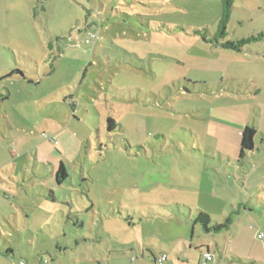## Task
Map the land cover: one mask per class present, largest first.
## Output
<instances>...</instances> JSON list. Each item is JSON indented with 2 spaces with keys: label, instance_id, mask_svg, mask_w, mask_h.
Masks as SVG:
<instances>
[{
  "label": "rangeland",
  "instance_id": "obj_1",
  "mask_svg": "<svg viewBox=\"0 0 264 264\" xmlns=\"http://www.w3.org/2000/svg\"><path fill=\"white\" fill-rule=\"evenodd\" d=\"M233 3L225 40L263 35L242 53L209 42L222 0H0V264L264 248V0Z\"/></svg>",
  "mask_w": 264,
  "mask_h": 264
},
{
  "label": "trees",
  "instance_id": "obj_2",
  "mask_svg": "<svg viewBox=\"0 0 264 264\" xmlns=\"http://www.w3.org/2000/svg\"><path fill=\"white\" fill-rule=\"evenodd\" d=\"M233 0H222V14L221 19L218 27V33L215 36L214 39L209 40L210 43L221 47L224 50L234 51L237 53H242L245 50V47L249 44H251L253 41H259L263 38V35H259L258 38H249V39H243L240 41H227L225 40L226 34H227V27L228 23L231 18V14L233 11ZM93 27V26H92ZM91 28V26H89ZM92 32H89L88 36L84 40V43L86 45H91L96 43L99 40V32L100 28L97 25H94L92 28ZM92 34H97V39L91 40L90 43H86V41L91 37ZM198 34V33H197ZM224 40V41H222ZM50 49L52 46H49ZM19 74L22 75L21 71H18ZM23 76V75H22ZM24 77V76H23ZM109 123V131H114L116 124L113 119L108 120ZM257 136V130L254 127L247 126L242 132H241V150H240V159L245 158L247 153H252L255 151V138ZM69 178V175L67 171L65 170V167L63 164H61L60 168L58 169L56 173V180L58 185H62L67 179ZM182 206H180L181 208ZM186 209L190 210V207L184 205ZM232 223V219L229 218L226 220L225 224L219 225L214 224L211 219V215L203 210H198V214L196 218L193 220V224L195 226L200 225V227L203 229L205 233L208 235L211 234H219L224 231L230 230V224ZM264 231V230H259ZM258 231V232H259ZM202 250L204 255H211L210 251L207 249V247H200L198 248ZM159 259V258H158ZM50 263V262H49Z\"/></svg>",
  "mask_w": 264,
  "mask_h": 264
},
{
  "label": "crops",
  "instance_id": "obj_3",
  "mask_svg": "<svg viewBox=\"0 0 264 264\" xmlns=\"http://www.w3.org/2000/svg\"><path fill=\"white\" fill-rule=\"evenodd\" d=\"M66 170V168H65ZM67 171V170H66ZM56 174V173H55ZM56 177V175H55ZM57 182V180H56ZM58 184V183H57ZM200 210V209H199ZM248 210V209H246ZM251 211V210H250ZM196 228V227H195ZM195 228H194V231H195ZM203 231V229H202ZM205 235H208L207 233ZM192 242H194V236H193V233L191 235V238H190ZM187 241V240H183V243ZM189 241V239H188ZM228 243V241H227ZM161 244L159 245H154L153 243H151V245H147L146 247H141L142 249V255L144 257V260L142 263H138L137 262V259H132L131 261H129L126 258H120L122 261L121 263L120 262H112L111 259H108L107 263H103L102 261H97L98 264H151L149 261H148V255L150 254L153 258V264H158V258L163 256V255H166L167 256V261L165 262V264H182V263H186V264H237V262H240L241 264H264V248L263 246L260 247V252H258V254H255L253 255V252L251 253V255H249V257L247 259H243V258H240L239 256H237L236 254L233 255V259L234 260H230L228 259V253L227 252H222L221 250L218 252V254L216 255L218 258V260L215 262L214 259H212L211 261H204L203 263V256H204V253L202 252V250L198 249L200 247H207V249L210 251V253L212 254V247L210 245H205V244H200L199 246H196V249L197 251L200 252V255L197 256L198 257V263H195V261H191V257L190 255L188 254L185 258L181 259L179 257V254H182V250H180V248L178 246H175V247H159ZM228 246V244H227ZM216 247L217 249H219V245L216 244ZM185 248L187 249V246H186V242H185ZM170 249V250H168ZM173 253L176 255V253L178 254V261H172V258L170 257V254ZM120 254H124L125 253H120ZM213 255V254H212ZM257 255H260L261 258L260 260L258 259ZM22 263V262H21Z\"/></svg>",
  "mask_w": 264,
  "mask_h": 264
},
{
  "label": "built area",
  "instance_id": "obj_4",
  "mask_svg": "<svg viewBox=\"0 0 264 264\" xmlns=\"http://www.w3.org/2000/svg\"><path fill=\"white\" fill-rule=\"evenodd\" d=\"M97 34H92L91 37L86 41V43H90L91 40H95L97 39ZM55 145H57V142L54 141ZM258 239L262 242H264V231H259L258 232V235H257ZM206 256V261H211L213 259L212 255H205ZM167 261V256L166 255H163L161 257H159L158 259V264H165V262ZM20 264H25V263H20ZM37 264H50L49 263V259L47 258H42L38 261Z\"/></svg>",
  "mask_w": 264,
  "mask_h": 264
}]
</instances>
